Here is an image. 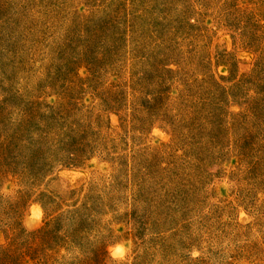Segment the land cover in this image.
Here are the masks:
<instances>
[{
	"label": "rangeland",
	"instance_id": "obj_1",
	"mask_svg": "<svg viewBox=\"0 0 264 264\" xmlns=\"http://www.w3.org/2000/svg\"><path fill=\"white\" fill-rule=\"evenodd\" d=\"M0 264H264V0H0Z\"/></svg>",
	"mask_w": 264,
	"mask_h": 264
}]
</instances>
